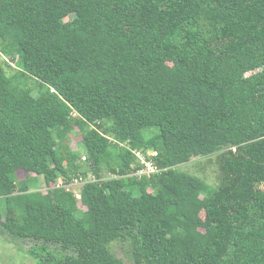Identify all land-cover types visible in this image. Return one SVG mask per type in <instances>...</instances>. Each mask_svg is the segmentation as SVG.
Here are the masks:
<instances>
[{
    "label": "trees",
    "instance_id": "obj_1",
    "mask_svg": "<svg viewBox=\"0 0 264 264\" xmlns=\"http://www.w3.org/2000/svg\"><path fill=\"white\" fill-rule=\"evenodd\" d=\"M138 150L160 171L127 176ZM218 152L215 187L177 168ZM4 234L40 264H264V0H0Z\"/></svg>",
    "mask_w": 264,
    "mask_h": 264
},
{
    "label": "rangeland",
    "instance_id": "obj_2",
    "mask_svg": "<svg viewBox=\"0 0 264 264\" xmlns=\"http://www.w3.org/2000/svg\"><path fill=\"white\" fill-rule=\"evenodd\" d=\"M68 19L69 18H67V20ZM1 61H5L10 65V67H6V71L9 75L15 74L18 70L16 62L11 60V58L2 56ZM16 80H20L23 84L26 83L29 88L33 89V93L35 95L38 94L39 85L36 79L27 76L23 78L19 77V79ZM66 142L69 148L73 150H81L80 147L82 144V136L78 129L75 128V130H73L69 134L68 141ZM81 151L83 157H85V151ZM221 155L222 153L218 152L208 156L192 157L189 162L182 163L177 168H179V170L194 174L205 181L207 184L215 187L218 185L219 179L223 174L221 169ZM82 160L86 161L84 160V158ZM101 173L104 178L110 176V172L106 168H104ZM18 175L20 178L26 176L25 172L23 171H19ZM61 181L62 179L59 178L56 182L58 183ZM42 183L44 184V181L41 178L39 181V185L42 186ZM37 187L39 188V186H36V188ZM43 189L45 190L46 188L42 187V190ZM79 207L82 210L85 209V207L81 203H79ZM201 215L204 216L203 213H201ZM32 244L33 242L29 240L24 242L13 240L12 237L9 236V234L0 235V264H40L38 259L28 252V249ZM109 247L111 251H113L118 257L124 259L126 262L132 261L130 246L127 241H114L109 245ZM51 248L52 252L56 256V260H61L63 252H60V249L56 248L55 246H52Z\"/></svg>",
    "mask_w": 264,
    "mask_h": 264
},
{
    "label": "built area",
    "instance_id": "obj_3",
    "mask_svg": "<svg viewBox=\"0 0 264 264\" xmlns=\"http://www.w3.org/2000/svg\"><path fill=\"white\" fill-rule=\"evenodd\" d=\"M135 154L137 156V161L139 162L140 166L138 169L131 171L128 173L127 176H151L152 174L159 172L160 168H158L152 159H149L142 151H135ZM155 152H148V155H154ZM85 159V157H84ZM111 176V175H110ZM96 178L89 174L86 179L83 178H74V180L70 183H64L63 181L56 183L57 186H62L66 188L68 191H72L77 198H81L80 190L83 184L87 181L95 180Z\"/></svg>",
    "mask_w": 264,
    "mask_h": 264
}]
</instances>
